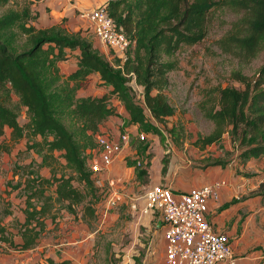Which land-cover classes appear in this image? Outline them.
<instances>
[{"label":"trees","instance_id":"16d2710c","mask_svg":"<svg viewBox=\"0 0 264 264\" xmlns=\"http://www.w3.org/2000/svg\"><path fill=\"white\" fill-rule=\"evenodd\" d=\"M34 2L0 0V153L10 152L26 137V149L39 158L16 165L12 175L18 179L4 187L8 195L15 190L24 205L23 217L14 218L13 229L2 221L13 212L10 199L2 198L0 247L5 243L7 249L19 251L38 244L48 230V219L56 226L58 209L75 216L79 210L83 219L100 210L101 192L88 160L102 123L116 112L111 97L122 103L127 125L160 132L147 114L164 122L175 113L163 90L167 72L177 66L170 57L206 36L215 9L236 15L216 40L222 51L247 62L264 49V0H105L108 13L130 39L124 59L105 56L80 29L69 30L62 20L36 26ZM67 49H79V55L76 67L64 75L59 62L68 57ZM92 73L110 89L77 96ZM233 77L245 87L216 86L214 95L199 103L201 114L213 126L194 144L203 147L228 133L242 159L264 157V61L252 81L238 70ZM129 79L143 87L141 101L129 92ZM20 106L27 113L24 123L18 120ZM166 168L163 163L162 172ZM255 191L264 196V176ZM42 262L73 264L70 258L52 256Z\"/></svg>","mask_w":264,"mask_h":264},{"label":"rangeland","instance_id":"374dc122","mask_svg":"<svg viewBox=\"0 0 264 264\" xmlns=\"http://www.w3.org/2000/svg\"><path fill=\"white\" fill-rule=\"evenodd\" d=\"M75 1L68 0V6H71L70 4ZM50 8L47 5L46 10L50 12ZM71 10H73L74 17L79 16L80 10L78 8L73 6ZM235 16L228 9H215L211 14L206 36L195 44L181 46L170 57L177 63V66L167 72L168 84L163 90L169 102L175 106V113L166 116L164 122L155 121L150 114H147L148 118L159 126L160 132H144L137 125H130V123L127 125V116L124 112L117 111L119 103L116 98L111 97L110 102L115 101L113 105L116 109V116L112 117L113 115H111L107 118L102 123L99 132L115 135L121 129V123L128 127L129 140L124 146L126 154L122 157V166H120L124 168V172L119 174L122 177V183L119 187L126 193L124 201L107 210L100 203V210L96 211L97 214L94 213L84 219L81 218V211L79 210L75 216L64 208L58 209L56 216L58 220L60 219V228L54 226L53 223L50 224V228L41 235L38 242V244L41 241L44 242L45 246L35 248L33 251H29L28 255L22 256L17 254L22 252L13 253L12 248L7 249L6 244L2 243L0 264L9 263L13 256L26 259L28 262L32 261V264H41L45 253L47 256L61 258L65 255L60 250L62 246L58 249L52 245L63 239L62 237L71 235L73 230H76L74 233L76 240L83 238L80 246L73 250L72 256L75 259L71 260H74L75 263L84 257L83 259L87 264H165L163 238H161L163 222L160 212L152 211L137 224L134 218L141 200L132 199L130 196L133 197V195L143 192L159 163L168 164L175 161L178 164L180 162L178 154L183 152L189 160H193L192 157H195L193 151L197 146L194 141L204 133L209 132L213 126L201 114L199 103L214 95L216 86L233 85L244 88L243 81L233 77L234 71L237 70L242 72L249 81L255 78L264 61V49L253 59L245 62L231 53L222 51L216 43V40L229 27ZM66 18L61 19L63 23L66 22ZM82 23L80 28L82 35L94 43L90 24L86 20ZM108 56L112 57L113 52L108 50ZM71 65L72 62L69 57L60 61L61 73L66 75L70 71ZM127 86L134 99L141 101L143 87L132 79L127 81ZM104 91L107 92V86L98 79H92L79 90L78 94L79 96L95 95ZM12 101L13 103L17 101L16 95L12 96ZM18 120L20 123L27 120V113L23 106L19 107ZM8 131L6 128V134ZM26 140V137L22 138L14 145L15 149L17 147L21 149L17 153H0V213L4 204L2 198H9L13 212L4 215L2 221L13 229H15L14 218L23 217L20 208L24 203L22 197L17 195L15 190L8 195L5 193L4 187L7 182L15 183L18 179L17 174L12 175V170L16 165L29 162L32 158H38L33 150L26 149ZM165 160L167 161L165 162ZM125 184L133 187L135 192L125 191ZM9 186L7 185V188ZM62 229L65 230L62 232ZM69 243L70 245L78 244ZM83 243L86 245L85 247H81Z\"/></svg>","mask_w":264,"mask_h":264},{"label":"crops","instance_id":"0c3cea01","mask_svg":"<svg viewBox=\"0 0 264 264\" xmlns=\"http://www.w3.org/2000/svg\"><path fill=\"white\" fill-rule=\"evenodd\" d=\"M34 1L32 7L38 14L35 21L36 26H48L60 22L63 17H67L66 22L64 21V25L68 29L71 28L69 30H79L84 20L88 22L87 19L80 15L77 17L73 16V10H71L73 6L74 8H78V10H83L96 7L105 2V0H76L73 4H70L71 7L67 4L68 0ZM47 5L51 7L49 10L50 12L46 10ZM62 7L64 8L61 9ZM90 30L92 31L91 26ZM94 41L93 45L97 47L101 53L109 57V48L96 37H94ZM67 52V56L72 62L69 68L71 71L76 67L79 49H67ZM92 79H98L100 81L99 74L92 73L88 81ZM105 86H107L108 91L110 85L105 84ZM77 96H79L78 93ZM116 101L119 103L117 111L120 113L124 112L127 116L120 100L117 99ZM113 103H115V101ZM114 116H116V113L113 114L112 117ZM8 134H6L5 128V135L8 136ZM20 150L19 147L15 149L14 146L10 152L17 153ZM124 150L125 147L122 149L120 158L110 167L109 174L114 175L124 172V168L120 167L122 166V157L126 154ZM239 151L240 149L232 143L229 134L224 133L217 142L207 144L203 147L195 146V150L193 151L195 157H192L193 160H189L185 152L178 154L180 162L176 164L175 161H171L167 164L166 171L164 172H162L163 164L159 163L155 169V173L150 176V182L147 183L145 187L152 182H161L169 185L174 191L178 192L186 191L191 186H201L210 183L216 179H225L226 184L219 189L218 196L216 198L211 197L208 200L206 216L215 230L226 232L229 235L233 254L237 256V264H264V196L255 191L264 176V157L260 156L242 159L239 156ZM215 159H219V162H214ZM42 172L47 173L46 168H44ZM133 190V187L125 184V191L135 192ZM59 220L58 218L56 219V227L58 226V228H60L61 225ZM50 224H52V222L49 221L47 224L48 229L50 228ZM163 228L164 225L162 226V231ZM63 230L65 229H62V232ZM58 232H60V229H58ZM75 232L76 230H73V235L64 236L65 238L62 237L63 239H60L59 242L52 245L58 249L62 246L60 250L65 253V255L61 258L52 257L55 259H75L72 256L73 250L78 248L83 240V238L76 240L74 237ZM66 237L69 238L66 239ZM70 238L71 240H69ZM161 238H163L162 235ZM69 242L78 244L70 245ZM37 245L38 246L34 248L23 251L16 249H11V251L13 253L22 252L17 254L23 256L28 255V252L33 251L35 248H42L45 246L42 241ZM85 246L84 243L81 245V247ZM45 256H47L46 253L44 254V257ZM83 258H81L80 261L77 260L76 263L74 260H72V262L73 264H87ZM32 263V261L28 262L26 259H19L17 256H13V259L7 264ZM41 264H43V262Z\"/></svg>","mask_w":264,"mask_h":264},{"label":"built area","instance_id":"2783aa9c","mask_svg":"<svg viewBox=\"0 0 264 264\" xmlns=\"http://www.w3.org/2000/svg\"><path fill=\"white\" fill-rule=\"evenodd\" d=\"M79 15L88 20L93 36L112 50L113 56L126 57L130 39L108 13L104 3L80 10ZM120 127L115 135L107 132L96 134L97 147L88 160L94 182L101 192L100 203L105 210L120 205L126 196L119 187L121 175L109 174L110 167L120 158L129 140L128 127L124 123ZM224 184L225 179H216L177 192L169 185L152 182L141 194L130 196L141 200L135 212L137 224L152 211L160 212L164 225L165 264H237L229 235L215 230L206 216L208 200L216 198Z\"/></svg>","mask_w":264,"mask_h":264}]
</instances>
